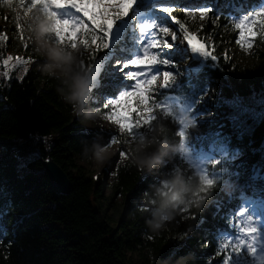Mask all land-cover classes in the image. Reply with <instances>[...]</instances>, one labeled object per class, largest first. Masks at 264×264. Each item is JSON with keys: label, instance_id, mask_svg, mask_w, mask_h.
<instances>
[{"label": "trees", "instance_id": "1", "mask_svg": "<svg viewBox=\"0 0 264 264\" xmlns=\"http://www.w3.org/2000/svg\"><path fill=\"white\" fill-rule=\"evenodd\" d=\"M29 2L11 0L12 6H28ZM253 2L257 5L260 0ZM173 15L185 24L182 11L176 10ZM225 20L210 12L206 27L199 32L216 59L210 57L198 74L184 76L167 89L184 102L209 85L219 88L221 95L215 108L203 110L221 126L214 118L200 121L187 132L186 142L206 152L213 145H226L232 152L244 150L245 159L234 163L222 157L214 166L220 179H214L211 186L204 185L182 156L181 125L170 116L160 121L150 136L149 150L134 151L119 167L109 185L108 199L102 197L101 183L86 177L79 164L107 144V134L85 133L81 124V115L102 110L100 104L83 107L77 116L64 98L71 80L88 73L97 63L101 53L92 46L98 41L91 40V35L89 40L83 39L81 62L70 67V72L63 70V76L40 73L27 61L7 73L5 60L15 47L0 33V149L8 150L13 144L17 148V157L10 152L0 157V264H131L128 254L133 252L145 264L148 258L153 264H208V256L217 262L227 258L230 251L226 241L228 236L236 239L237 209L247 195L242 189L264 184V54L260 69L234 63L216 45L218 27ZM257 38L264 42V38ZM119 48L129 49L127 40ZM24 50L27 54L29 47ZM198 65L192 61L190 67ZM112 78L106 72L102 80L106 89L98 87L89 97L107 96ZM50 160L67 174L72 183L70 193L53 189L44 167ZM247 169L256 179L244 183ZM177 173L198 176L197 199L210 194L199 212L186 209V221L184 213L157 234L145 221L151 219L163 197L174 194L169 182ZM165 184L172 188L171 194L164 195ZM141 195L151 203L148 209L140 205ZM115 196H120L126 206V220L120 218L123 209L114 205L112 213L106 210ZM177 222L179 228L175 230ZM244 255V250L237 253L245 262ZM248 262L253 264L252 260Z\"/></svg>", "mask_w": 264, "mask_h": 264}, {"label": "rangeland", "instance_id": "2", "mask_svg": "<svg viewBox=\"0 0 264 264\" xmlns=\"http://www.w3.org/2000/svg\"><path fill=\"white\" fill-rule=\"evenodd\" d=\"M51 2L61 5L59 9H53L57 14V18L60 20H69L73 18L75 10H70V4L76 3L86 6V12L81 11L80 13H75L77 17L82 18L84 21L83 31H85L88 26H91L96 32L103 35L100 31V25L105 22L101 19V9L91 7V5L97 3L98 0H51ZM104 2L119 3L121 0H104ZM214 3L217 4L215 0H209L207 3L209 5H205V3H201L199 0H192L184 7L186 11L197 13L195 17L187 16L189 17L188 21L191 25V28L187 29V31L189 34L196 37L193 43L196 44L197 47L201 44L198 33L208 21V17L204 19L199 17V11L208 12V9H212L217 17L220 16L217 8L213 7L215 6ZM140 5L143 6L142 10H138V6ZM171 5L172 0H134L132 10L126 16L113 21L112 28L108 33L109 39L111 40L112 35L118 32L119 29L127 28V26L130 25L129 33H131L138 42L140 39L139 28L144 24L155 25L161 28L167 27L175 31L177 33V40L174 42L175 44L171 49L168 50V53L176 54L177 60L176 63H174L173 59L170 58L171 55H167L169 66L166 71L173 77L167 85L176 83L183 75L194 76L197 73H194L195 69H190L188 66V60L185 56H193L188 52L189 46L187 41L183 39L181 31L177 30L176 27H169L171 21H167V25L158 24L159 18L167 16V13H165L163 9L170 8ZM3 9H5L4 12ZM260 11H264V3L250 14L242 15L237 18L229 16L228 19L233 21L232 29L228 27L229 23H224V25L218 27L217 37H219V39L216 45L222 51H226L229 58L239 66L246 68L256 67L257 69L261 68L260 61L261 55L264 54V42L256 37L254 38L253 46L246 51L237 43V41L240 40L241 32L235 28V24H238L243 18ZM131 13H135L136 16L132 17ZM93 14H95V19H93ZM184 19L186 18L184 17ZM119 25L121 26L119 27ZM81 32L82 29L79 26H77L75 30H72L68 25H64L61 28L57 24L49 8L48 0H30L29 6L13 7L10 0L0 1V33L4 36V39L11 41V47H15V49L10 50L6 60V70L8 72L16 68L23 61L22 59H27L29 65L39 70L40 73L63 76L64 67L70 66L74 68L80 63V57L84 51L83 38L77 40V37L81 36ZM168 39L170 40L171 38L169 37ZM51 42H54L56 45L55 64L49 63L45 54L46 51H50V49H46L45 46ZM98 43L99 42L94 43L92 46L93 50L96 51L100 49V47L97 46ZM26 46L29 47V52L27 54L24 50ZM111 48L112 47H110L109 50ZM139 49L140 45L135 48V56H128L125 53L118 54L116 57H106L103 55L99 62L88 72L90 84L97 82L101 69H106L107 71V67H109V70L113 74L115 70L112 68V65L115 60L125 61L138 57L140 55ZM13 51L18 52L22 57L17 63L10 59V53ZM195 57L197 58L196 60L201 63V66L209 59V57L200 53H197ZM125 71L128 70L125 69ZM128 83L133 84L134 82L128 81ZM162 89H166V86H164L161 76L156 81L150 103L145 102L140 112L136 107L137 98L130 97L118 107H105V113L93 110L88 112V115L82 116L81 124L86 131L108 135V137H106L107 144L98 152L103 158L102 161H97L95 156H92L89 160L79 161V164L82 165L85 170L86 177H92L97 184L101 183L103 187L102 197L104 199H108L111 196L109 185L113 183L119 167L130 159L134 151L146 152L149 150L148 147L152 143L150 136L154 133L160 121H164L170 116L175 118L177 121L181 122L182 128L180 134L183 133L182 137H185L187 131L191 128L184 123L181 118V113L190 114L195 121V126L199 121L212 118L215 119V117L207 115L203 108L209 106L214 107L217 104L221 95L219 88L210 85L203 92L186 99L185 102H180L177 97L171 94L163 97L161 95ZM127 90L133 91L132 88ZM158 97H161V99L158 100ZM116 98L118 99L119 97L117 96ZM129 108H131V115L129 114ZM111 113H115L117 117L109 115ZM136 116L137 118L133 122L132 120L135 119ZM215 120L218 125L221 126L217 119ZM224 125L227 128L229 127V124ZM233 137H236V135L234 134ZM214 148L215 147H212L209 152L196 151L186 142H183L181 148L182 156L185 161L195 170L196 174L202 179L206 186H208L206 181L213 180V167L219 163L221 157H225L235 163L245 158L243 153L244 150L240 152H231L228 150L227 146H222L217 149ZM12 149L13 148H9L8 151L11 152ZM4 150V152L0 150V156L8 153L6 152L7 149ZM163 187L164 195L172 193V188L167 184ZM172 196L175 198L174 194H172ZM140 198V205L144 209H148L151 203L145 200L144 195H141ZM114 205L120 210L123 209L120 218L121 220H126L128 218L125 213L126 206L122 204V198L120 196L114 197L112 206L106 208L107 212L112 213ZM237 213L239 218L236 239L232 240L230 236H228L229 238H227L226 241V247L230 251V254L221 262H217L216 258L208 256V264H250L248 262L249 260H252L253 264H264V205L256 201L243 200V205ZM182 214L188 218L186 210ZM186 220L184 219V221ZM249 227L257 229L254 237L247 236L242 231L243 228ZM174 228L175 230L179 228V222L174 225ZM241 240L248 242L241 247V250H244L246 253V255H244V257H246L245 262L242 257L237 256L238 252L233 250ZM249 244H251L253 250L249 248ZM128 255L131 264H145L137 252L129 253ZM150 260L151 259L148 258L147 264H153Z\"/></svg>", "mask_w": 264, "mask_h": 264}, {"label": "snow or ice", "instance_id": "3", "mask_svg": "<svg viewBox=\"0 0 264 264\" xmlns=\"http://www.w3.org/2000/svg\"><path fill=\"white\" fill-rule=\"evenodd\" d=\"M48 4L57 24L61 28L64 25H68L72 30H75L76 27L79 26L82 32L81 36L77 37V40L81 38L89 40V35H91V40L99 41L98 47L107 50L112 46L108 33L112 28L113 21L126 16L132 10L134 0H121L119 3H105L104 0H98L97 3L91 5L93 8L101 9V19L105 22L100 25V31L103 33L102 36L96 35L95 29H89L87 32L83 31L84 21L82 18L77 17L75 13H80L81 11L86 12V6L76 3L70 4V10H75L73 18L69 20H60L57 18V14L53 9H59L61 5L51 2V0H48ZM176 10L175 8L163 9V11L169 15L171 23L179 25L180 31L183 34V39L187 41L189 48L193 52H198L206 57L211 56L212 59H216L215 56L211 55V53L206 50L205 44L201 43L199 47H197V45L193 43L196 37L189 34L180 20L173 15ZM185 15L195 17L197 13L185 11ZM199 17L201 19L207 18L208 12L199 11ZM95 18V14H93V19ZM235 28L241 32L240 40L237 41V43L241 48L247 51L253 46L254 38L257 36L264 38V11L243 18L238 24H235ZM139 32L140 39L137 43L140 45V55L125 61L117 60L112 65L115 71L108 85L109 92L106 96L105 107H118L122 102H125L127 98L136 97V107L140 112L145 102L150 103L151 95L154 92V87L158 78L162 76L164 86H167L173 79L166 71L169 66L167 51L175 44L177 33L171 28H161L150 24L141 26ZM169 37L171 38L170 40L168 39ZM125 69L128 71H125ZM128 81H133L134 83L129 84ZM129 88H132L133 91H128L127 89ZM117 96L119 97L118 99L116 98ZM129 114L131 115V108H129ZM109 115L117 117L115 113ZM136 118L137 116L132 121L134 122ZM181 136H183V133H181ZM206 183L211 186L212 181H206ZM242 231L245 235L254 237L257 229L249 227L243 228ZM245 243L248 242L241 240L233 250L239 252ZM249 248L253 250L251 244H249Z\"/></svg>", "mask_w": 264, "mask_h": 264}, {"label": "clouds", "instance_id": "4", "mask_svg": "<svg viewBox=\"0 0 264 264\" xmlns=\"http://www.w3.org/2000/svg\"><path fill=\"white\" fill-rule=\"evenodd\" d=\"M45 47L46 49H50V51H46L45 53L49 63L55 64L56 45L54 42H51ZM72 70L70 66H66L64 69L65 72H70ZM91 91L92 88L87 73L78 74L69 83V91L64 98L67 103L73 106L77 116L82 114L84 104ZM181 118L189 128H195V121L190 114L181 113ZM172 155H175V153H172ZM95 158L97 161H102L103 159L99 153L95 154ZM137 166L139 167L140 165L137 164ZM154 166L155 165H152V167ZM169 183L173 187L175 198H173L172 195L163 197L152 213L151 219L145 221L149 230L157 234L165 229L168 224L177 221V218L180 217L186 209L194 208L199 212L203 207L204 201L207 200L210 194H205L199 199L196 198L200 187L198 176H185L181 173H177ZM184 219L186 220L187 217H184ZM189 231H191V229H189Z\"/></svg>", "mask_w": 264, "mask_h": 264}, {"label": "water", "instance_id": "5", "mask_svg": "<svg viewBox=\"0 0 264 264\" xmlns=\"http://www.w3.org/2000/svg\"><path fill=\"white\" fill-rule=\"evenodd\" d=\"M51 162L52 165L55 167V171L51 174L48 171L46 164ZM45 170L47 174H49L52 187L58 193L68 194L71 191L72 183L67 177V174L64 170H62L58 165L53 163L51 160L44 163Z\"/></svg>", "mask_w": 264, "mask_h": 264}, {"label": "bare ground", "instance_id": "6", "mask_svg": "<svg viewBox=\"0 0 264 264\" xmlns=\"http://www.w3.org/2000/svg\"><path fill=\"white\" fill-rule=\"evenodd\" d=\"M46 167H47L48 171L50 172L49 174H51V173H53L55 171V167L52 165L51 162L47 163Z\"/></svg>", "mask_w": 264, "mask_h": 264}]
</instances>
